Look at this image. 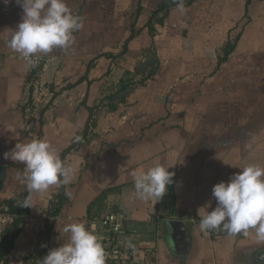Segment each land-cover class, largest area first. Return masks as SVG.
<instances>
[{"label":"crops","instance_id":"0c3cea01","mask_svg":"<svg viewBox=\"0 0 264 264\" xmlns=\"http://www.w3.org/2000/svg\"><path fill=\"white\" fill-rule=\"evenodd\" d=\"M164 1L66 0L83 27L69 47L38 53L51 60L37 72L8 46L22 8L0 0V201L27 192L31 205L7 264H41L67 243L66 224L120 210L143 264H264L254 230L199 227L216 183L264 167V0L177 3L151 20ZM33 139L74 170L69 184L30 192L17 178L26 167L4 153ZM157 163L172 165L173 183L161 200L141 199L132 173ZM168 220L185 231L171 237Z\"/></svg>","mask_w":264,"mask_h":264},{"label":"clouds","instance_id":"9594fccd","mask_svg":"<svg viewBox=\"0 0 264 264\" xmlns=\"http://www.w3.org/2000/svg\"><path fill=\"white\" fill-rule=\"evenodd\" d=\"M9 0H5V3ZM22 8V19L14 30L8 46L19 53L29 65L36 63L38 53H49L54 48L71 45L73 33L83 27V21L73 14L66 0H16ZM181 10L183 7L181 5ZM5 159L21 162L27 175L18 179L26 182L32 192H43L53 185H67L74 170L66 166L56 149L45 139L16 143L4 153ZM157 163L147 170L134 171L136 195L156 201L168 192L174 172ZM216 207L207 211L199 227L202 231L222 229L230 234L254 230L258 241H264V167L249 164L220 181L212 188ZM24 206H31L27 201ZM69 233L67 243L50 250L41 264H106V252L98 236L84 222H72L63 228Z\"/></svg>","mask_w":264,"mask_h":264},{"label":"trees","instance_id":"16d2710c","mask_svg":"<svg viewBox=\"0 0 264 264\" xmlns=\"http://www.w3.org/2000/svg\"><path fill=\"white\" fill-rule=\"evenodd\" d=\"M194 0H167L164 1V3L159 7V10L153 12V15L151 16V20L152 18H154L159 12L161 11V9L166 8V7H171L176 5L177 3H185V4H190L192 3ZM150 21V20H149ZM149 29L153 30L152 26H149ZM134 34H131V37H133ZM238 39V35L233 39L230 40L228 39L225 44L219 48L218 51V56H217V66H219L223 61H225L228 57V55L233 51L235 44L237 42ZM126 47V45H125ZM110 107L113 106L114 103H109ZM105 195V192L101 193V196H99V198H103ZM58 197H60L58 195ZM29 203V196L28 193L26 192L23 196L22 199H20L19 201H17L16 198H11V199H7V200H2L0 201V213H7L12 215V219L5 224L3 230L1 231L0 234V264H7V256L9 254V252L11 251V249L13 248L14 245V239L17 237V235L20 233V231L23 229V227L25 226V222H26V216L29 214V206H24L25 202ZM59 203H57V205H59ZM3 206L6 207V209H3ZM54 212L56 211V207L58 206H54ZM104 216V214H101V217ZM97 216L93 217V219H96ZM221 232H224L222 229H219ZM44 251H41L39 255H42L41 257H43L44 255ZM30 257H26L23 259V264H26L29 261Z\"/></svg>","mask_w":264,"mask_h":264},{"label":"built area","instance_id":"2783aa9c","mask_svg":"<svg viewBox=\"0 0 264 264\" xmlns=\"http://www.w3.org/2000/svg\"><path fill=\"white\" fill-rule=\"evenodd\" d=\"M39 58L32 66L39 72L51 60L49 57L37 55ZM27 62V60H26ZM125 214L123 211L108 212L98 220H91L86 225L99 238L106 252V264H143L140 262L137 249L123 242L125 235ZM99 222L100 225H97ZM219 231V229H216ZM150 264V263H148Z\"/></svg>","mask_w":264,"mask_h":264},{"label":"water","instance_id":"95a60500","mask_svg":"<svg viewBox=\"0 0 264 264\" xmlns=\"http://www.w3.org/2000/svg\"><path fill=\"white\" fill-rule=\"evenodd\" d=\"M152 56H153V54L150 53L149 58L151 59ZM154 64H155V61L150 60V66L153 67ZM166 223L170 226L169 234L171 235V233L173 232L171 237H175V233H178V231H180V232H183V230L185 231L184 220H168ZM175 241H176V239H175Z\"/></svg>","mask_w":264,"mask_h":264},{"label":"rangeland","instance_id":"374dc122","mask_svg":"<svg viewBox=\"0 0 264 264\" xmlns=\"http://www.w3.org/2000/svg\"><path fill=\"white\" fill-rule=\"evenodd\" d=\"M3 209L5 210L6 207L3 206ZM4 220H5V219H4ZM10 220H11V219L8 218V219H6V220L3 222V218H1V219H0V224H1V225L7 224ZM96 223H97V225H100L99 222H96Z\"/></svg>","mask_w":264,"mask_h":264},{"label":"flooded vegetation","instance_id":"af4514ba","mask_svg":"<svg viewBox=\"0 0 264 264\" xmlns=\"http://www.w3.org/2000/svg\"><path fill=\"white\" fill-rule=\"evenodd\" d=\"M96 220V219H95Z\"/></svg>","mask_w":264,"mask_h":264}]
</instances>
